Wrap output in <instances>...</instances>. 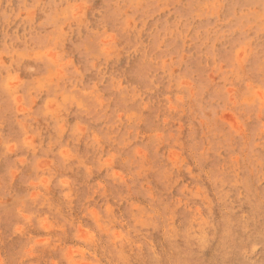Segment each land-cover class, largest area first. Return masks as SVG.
I'll return each instance as SVG.
<instances>
[{
  "label": "rangeland",
  "instance_id": "374dc122",
  "mask_svg": "<svg viewBox=\"0 0 264 264\" xmlns=\"http://www.w3.org/2000/svg\"><path fill=\"white\" fill-rule=\"evenodd\" d=\"M0 264H264V0H0Z\"/></svg>",
  "mask_w": 264,
  "mask_h": 264
},
{
  "label": "bare ground",
  "instance_id": "6f19581e",
  "mask_svg": "<svg viewBox=\"0 0 264 264\" xmlns=\"http://www.w3.org/2000/svg\"><path fill=\"white\" fill-rule=\"evenodd\" d=\"M203 6H204V5H203ZM260 22H261V21H260ZM248 102H249V104H250V101H248ZM63 133H64V132H63ZM63 133H59V134H63ZM73 138H74V137H73ZM97 145H98V144H97ZM97 145H96L95 147H98ZM96 150H97V149H96ZM140 219H141V218H140Z\"/></svg>",
  "mask_w": 264,
  "mask_h": 264
}]
</instances>
